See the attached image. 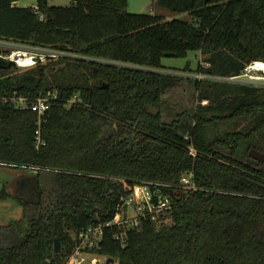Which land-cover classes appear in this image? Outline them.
<instances>
[{"label":"trees","instance_id":"1","mask_svg":"<svg viewBox=\"0 0 264 264\" xmlns=\"http://www.w3.org/2000/svg\"><path fill=\"white\" fill-rule=\"evenodd\" d=\"M155 1L190 21L129 13L127 0H36V9L0 0L2 37L133 65L0 68V97L57 95L39 124L35 111L0 99V163L30 171L11 195L22 217L0 224V264H61L79 231L112 220L134 183H177L190 171L196 190L128 229L124 244L106 226L98 251L116 264H264V162L249 156L264 153V87L157 71L167 53L197 50L210 66L194 70L208 73L264 62V0ZM183 82L192 106L172 109L166 94ZM9 196L1 186L0 199Z\"/></svg>","mask_w":264,"mask_h":264},{"label":"built area","instance_id":"2","mask_svg":"<svg viewBox=\"0 0 264 264\" xmlns=\"http://www.w3.org/2000/svg\"><path fill=\"white\" fill-rule=\"evenodd\" d=\"M32 7L33 9L37 8L35 4H33ZM40 18H43L42 14ZM60 58H85L97 62L133 66L112 60L82 56L69 50H63L52 46L21 43L0 36V59L9 61L19 70L29 69L39 64L47 63L50 60H58ZM257 62L264 65L263 61H251L246 64L239 74L234 75H220L205 72L202 69H206L210 66L209 62L206 61L200 62V67L202 69L199 70L177 71L160 69L157 71L198 81L210 80L264 87V67L262 69L256 68L255 65ZM56 96V92L49 91L46 95H38L33 99H29L23 95H16V93L11 96L0 97V99L11 101L18 108H29L35 111L39 124L41 117L50 108L51 101L56 98ZM74 99L75 97L72 98V100ZM40 144H44V142L40 138L39 129H37L36 146L39 147ZM189 152L193 156L196 154V151L191 146L189 147ZM196 189L197 186L193 181V173L191 171L184 173L177 183H134L128 195L123 198L119 210L112 220L105 223L100 222L88 225L79 231L74 248L66 260L61 264H116V259L98 251L106 226L116 227L117 230L113 236L116 240L120 241L121 244H124L126 231L128 229L138 227L143 221H156L160 219L176 206L175 202L180 201L183 195ZM123 206L130 207L131 212L128 213L127 210H125L122 214L121 209Z\"/></svg>","mask_w":264,"mask_h":264},{"label":"rangeland","instance_id":"3","mask_svg":"<svg viewBox=\"0 0 264 264\" xmlns=\"http://www.w3.org/2000/svg\"><path fill=\"white\" fill-rule=\"evenodd\" d=\"M48 1L50 5L56 6H67L69 4V0ZM14 3L19 6H32L36 3V0H16ZM126 9L129 13L161 15L166 20L179 19L190 21V16L187 12L171 11L158 4L155 0H127ZM203 58L204 55L200 51H189L185 57L163 56L161 58V64L166 69L182 71L186 63H189L190 68L194 70L203 61ZM53 61L50 60L48 62L51 63ZM193 99L192 89L186 82L181 83L179 87L171 89L166 94L167 104L172 109L190 107L192 106ZM202 103L205 104L206 101H202ZM29 173L30 171L28 170L14 169L11 166L0 163V187L2 186L11 196L20 186L19 177H25ZM2 204L4 207H0V224H5L11 219L21 216L22 207L12 197H7ZM125 210L128 213L131 212L130 207L123 206L121 213L123 214ZM110 257L113 258V256Z\"/></svg>","mask_w":264,"mask_h":264},{"label":"water","instance_id":"4","mask_svg":"<svg viewBox=\"0 0 264 264\" xmlns=\"http://www.w3.org/2000/svg\"><path fill=\"white\" fill-rule=\"evenodd\" d=\"M16 0H12V2H15ZM165 56H172V54L170 53H167ZM11 65V63L7 60H4V59H0V68H4V69H7L9 66ZM149 113L152 114V115H156L158 113V110L157 108H149ZM249 156L251 158H254L260 162H264V153L261 152V151H258L256 149H250L249 150ZM59 246H60V243L57 239L54 240V247H53V251L54 252H57L58 249H59Z\"/></svg>","mask_w":264,"mask_h":264},{"label":"crops","instance_id":"5","mask_svg":"<svg viewBox=\"0 0 264 264\" xmlns=\"http://www.w3.org/2000/svg\"><path fill=\"white\" fill-rule=\"evenodd\" d=\"M16 4V3H15ZM11 196H9L8 198H10ZM13 198V197H12ZM7 199V198H6ZM6 199H0V207H4V205L2 204V202L3 201H5ZM14 199V198H13ZM21 216H22V213H21ZM21 216H19V217H17V218H15V219H19V218H21Z\"/></svg>","mask_w":264,"mask_h":264},{"label":"bare ground","instance_id":"6","mask_svg":"<svg viewBox=\"0 0 264 264\" xmlns=\"http://www.w3.org/2000/svg\"><path fill=\"white\" fill-rule=\"evenodd\" d=\"M255 67L262 69L264 67V65L262 63H260V62H257L256 65H255Z\"/></svg>","mask_w":264,"mask_h":264}]
</instances>
